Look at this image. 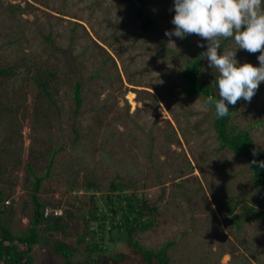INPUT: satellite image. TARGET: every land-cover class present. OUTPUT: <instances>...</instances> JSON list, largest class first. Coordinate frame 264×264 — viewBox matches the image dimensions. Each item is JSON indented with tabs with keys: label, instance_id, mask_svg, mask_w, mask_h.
<instances>
[{
	"label": "rangeland",
	"instance_id": "1",
	"mask_svg": "<svg viewBox=\"0 0 264 264\" xmlns=\"http://www.w3.org/2000/svg\"><path fill=\"white\" fill-rule=\"evenodd\" d=\"M173 5L174 0H144L156 21L150 32L135 18L132 0H0V68L16 69L0 76V188L10 195L0 216L16 234L27 229L33 206L24 185L28 164L43 175L52 151L60 149L40 197L47 213L68 223L64 232L48 235L78 246L71 264L97 258L78 244L93 197L103 205L100 192L84 187L87 178L105 194L121 180L159 201L160 224L138 238L152 248L177 239L171 264L264 262V220L247 219L241 228L225 224L230 197L251 204L264 191L254 189L245 159L219 149L210 106L182 91V68L193 52L206 50L207 41L188 35L185 43L173 36L176 47H168ZM235 48L232 40L219 51ZM239 51L240 63L259 66V52ZM204 73L213 82L215 70L206 59ZM37 74L54 103L39 94ZM77 81L83 84L79 112ZM231 108L232 123L248 129L264 148V82L250 103L240 100ZM53 240L34 246L37 264H69L54 252ZM109 246L130 252L122 242Z\"/></svg>",
	"mask_w": 264,
	"mask_h": 264
},
{
	"label": "trees",
	"instance_id": "2",
	"mask_svg": "<svg viewBox=\"0 0 264 264\" xmlns=\"http://www.w3.org/2000/svg\"><path fill=\"white\" fill-rule=\"evenodd\" d=\"M132 1L135 7L133 14L140 21L141 28L150 32L156 31V21L143 7L144 0ZM172 10L175 14L174 9ZM46 39L49 40V36ZM183 40L187 43V36ZM231 41L232 39L222 40L221 48ZM202 52L204 51L193 52V56L186 61L182 68L181 76L185 81L182 91L190 98L202 97L206 101L207 96L212 95L218 99L216 76L213 82L205 78L204 59L200 57ZM239 52L248 54L243 49H240ZM14 71H16L14 66L2 67L0 76H11ZM51 74L54 75L53 72ZM33 79L41 89L39 94L47 95L54 103L55 100L47 82L38 74L34 75ZM82 90L83 84L77 81L73 87L76 112L80 111L83 104ZM210 108L214 114L213 129H215L216 138L219 141V149L233 152L236 159H245L249 164L254 189L259 192L264 191V167L259 166V162L264 161V148L256 144L248 129H239L232 123L231 105H229V114L223 118H217L214 105H210ZM79 140L80 137L77 136L75 141ZM59 151L60 149L57 148L52 151L46 173L43 175H36L34 166L28 164L24 185L29 189V199L33 206L27 229L16 234L9 223L0 216V264H37L31 253L34 246L43 240L46 242L53 240L48 235L49 233L64 232L68 226L66 220L58 213L55 214L53 211L47 213L46 204L40 197L43 182L51 176L50 171ZM253 160L257 163H253ZM84 187L94 192H100L103 200V205L99 206L95 195L90 209L82 215L85 225L82 234L78 236V244L85 243L89 256L91 257V254L97 256L96 259H88L90 261L88 264H93L91 260H94L95 263L98 261L100 264H123L130 260H134V264H171L169 251L176 244L177 239H170L159 248H152L142 244L138 238L141 232L153 229L160 224V206L157 199H152L147 194H140L132 185L121 180L112 182L107 194L102 192L98 182L90 178H87ZM9 196L0 188V205ZM235 197H239V195ZM160 200H162V196H160ZM229 202L228 212L224 214L227 215L224 220L225 224L230 226L231 223L232 227L237 225L241 228L247 219L264 220L263 193L253 195L251 204L247 200L235 202L232 197ZM221 205L220 209L225 211V205ZM237 207H240L242 211L238 212ZM67 214L70 217L73 216L70 211ZM42 230L45 231V235H42ZM107 237L108 241H106ZM116 242L125 243L130 252L116 250ZM111 243L115 250L109 246ZM52 246L54 252L61 256L65 262L73 263L78 246H72L59 239L53 240ZM74 264L85 263L78 261ZM259 264H264V262Z\"/></svg>",
	"mask_w": 264,
	"mask_h": 264
},
{
	"label": "clouds",
	"instance_id": "3",
	"mask_svg": "<svg viewBox=\"0 0 264 264\" xmlns=\"http://www.w3.org/2000/svg\"><path fill=\"white\" fill-rule=\"evenodd\" d=\"M173 7L175 27L165 31L168 47H176L173 36L196 35L207 41L200 57L215 70L219 98L209 95L205 105H214L217 118H223L229 114V105L240 100L250 103L264 82V0H174ZM227 39H232L236 48L223 49L221 54V42ZM198 46L203 48L204 44ZM240 49L259 52V66L240 63L236 58ZM259 166L264 167V161Z\"/></svg>",
	"mask_w": 264,
	"mask_h": 264
}]
</instances>
